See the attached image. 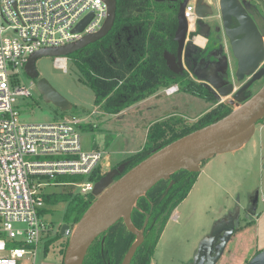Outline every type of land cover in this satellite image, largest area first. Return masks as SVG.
Wrapping results in <instances>:
<instances>
[{
	"label": "rangeland",
	"instance_id": "obj_1",
	"mask_svg": "<svg viewBox=\"0 0 264 264\" xmlns=\"http://www.w3.org/2000/svg\"><path fill=\"white\" fill-rule=\"evenodd\" d=\"M259 1L264 3L263 0ZM191 3L196 6L194 0ZM7 36H14V33L10 32ZM222 37L214 52L222 60L216 58L214 62L207 55L201 73L208 71L209 63L213 61L215 67H210L208 74L214 79H221L222 83L234 82L238 89L240 83L234 80L237 61ZM196 57L201 59L204 56ZM67 59L66 71L56 68L55 58L51 57L39 59L36 68L39 78L47 81L70 104V109L61 111L46 100L36 83L27 77L25 71H21L18 83L28 89L30 97L17 99L15 108L18 118L21 123L32 125L50 124L73 117L81 120L79 133L82 150L88 152L94 145L105 150L101 163L104 173L145 146L153 123L168 117L183 118L190 123L214 107L213 102L183 90L178 84L181 90L172 96H167L164 88L119 114H110L102 106L96 105L94 92L83 83L78 66L71 56ZM226 69L229 70L224 73ZM197 77L200 80L201 77ZM198 78L195 82L200 84ZM204 79L208 83L209 79ZM263 85L264 77L236 101L245 103ZM233 99L234 96H230L224 101ZM109 159L110 166L107 165ZM62 181L81 183L87 181V176H69ZM73 189L76 194L81 192V188L76 186ZM45 190L59 194L64 192L61 187H46ZM256 196L257 209L250 214L252 199ZM66 209L65 202L49 207L51 212L44 217L45 221L62 224ZM230 217L236 218L235 234L217 264H248L257 252L264 250V119L258 123L251 141L242 149L218 155L201 164L198 179L190 194L172 213L151 264H194L201 242L209 238L219 222L228 221ZM65 237L46 254L40 247L35 264H62L66 249L64 244L70 239Z\"/></svg>",
	"mask_w": 264,
	"mask_h": 264
},
{
	"label": "built area",
	"instance_id": "obj_2",
	"mask_svg": "<svg viewBox=\"0 0 264 264\" xmlns=\"http://www.w3.org/2000/svg\"><path fill=\"white\" fill-rule=\"evenodd\" d=\"M195 9L191 2L185 9L192 30L199 19ZM91 13L83 32H75ZM107 15L104 0H0V264H35L48 237L47 214L41 211L46 195L53 192H46V187L76 186L81 195H87L93 193L95 171L101 167L103 172L105 151L82 150L81 120L23 124L15 103L19 97H30L17 78L32 55L97 33ZM10 32L14 36H7ZM54 63L67 70V58H55ZM179 91L178 85L164 89L167 96ZM83 175L86 182L62 181ZM73 231L72 227L66 237Z\"/></svg>",
	"mask_w": 264,
	"mask_h": 264
},
{
	"label": "trees",
	"instance_id": "obj_3",
	"mask_svg": "<svg viewBox=\"0 0 264 264\" xmlns=\"http://www.w3.org/2000/svg\"><path fill=\"white\" fill-rule=\"evenodd\" d=\"M179 8V0H118L112 31L102 40L70 55L79 68L83 83L94 92L96 105L102 106L107 113L119 114L160 90L178 84L183 90L215 105L190 123L183 118L171 117L153 123L143 149L122 162H128L125 173L154 152L234 110L230 101L217 100L209 86L196 83L188 72L176 75L169 70L164 54L169 51L171 35L178 27ZM103 175L99 167L91 180L97 183ZM198 176L199 173L180 171L139 199L132 212V222L144 232L145 241L131 264H151L172 213L190 194ZM63 191L46 195V207L41 214H49V207L65 202L67 209L63 222L74 227L96 197L92 193L76 194L73 187L63 188ZM135 239L121 220L92 244L84 264H122ZM52 242L43 246L45 254ZM68 243L69 240L64 246Z\"/></svg>",
	"mask_w": 264,
	"mask_h": 264
},
{
	"label": "water",
	"instance_id": "obj_4",
	"mask_svg": "<svg viewBox=\"0 0 264 264\" xmlns=\"http://www.w3.org/2000/svg\"><path fill=\"white\" fill-rule=\"evenodd\" d=\"M163 1V0H162ZM190 0H183L177 16L178 27L176 40L179 45L178 58L169 53L164 59L170 71L176 75L184 72L182 55L188 33V22L185 18V9ZM107 6V19L100 31L85 35L81 40L57 48H47L32 55L25 66V73L36 82L37 89L46 100L52 102L61 111L70 109V104L44 79H39L36 68L37 61L44 57H68L91 44L105 38L113 29L117 16L118 0H104ZM15 5V3H14ZM207 7L198 4L196 12L199 17V26L203 27V18ZM221 11L224 19V28L230 39L231 50L237 61L236 81L242 82L246 76L251 80L239 90L234 83L222 87L221 79H209L214 97L220 102L229 100L234 110L224 118L196 130L154 152L144 161L125 173L128 162H124L110 170L95 184L93 195L95 201L76 224L73 234L66 247L62 264H84L85 258L92 244L119 221H123L126 229L135 236V242L126 253L122 264H131L140 246L145 241L143 231L138 230L132 222V212L141 197L151 191L162 181H169L172 175L180 171L199 173L201 164L218 155L236 152L251 141L259 122L264 119V85L251 99L243 104L238 100L249 88L264 77V29L257 20L253 21L239 6L237 0H222ZM93 17L91 13L75 29L82 33ZM235 19L238 29L232 31L231 23ZM241 36L236 40L235 36ZM178 59V60H177ZM119 177L116 181L115 178ZM173 181L170 186L173 185ZM258 205V196L251 203L255 213ZM235 220L219 222L209 238L200 244L194 264H217L223 257L226 248L235 234ZM149 218L146 220V224ZM68 225H63L62 235H66ZM248 264H264V250L258 252Z\"/></svg>",
	"mask_w": 264,
	"mask_h": 264
},
{
	"label": "flooded vegetation",
	"instance_id": "obj_5",
	"mask_svg": "<svg viewBox=\"0 0 264 264\" xmlns=\"http://www.w3.org/2000/svg\"><path fill=\"white\" fill-rule=\"evenodd\" d=\"M194 1L196 3V9H197L198 4L202 2L203 3L202 5H205L207 7V10H206V14H205V16H204V18L202 20L203 23H204L203 27L199 26V19L197 21V25H196L195 29H193V30L190 29V27L188 25V33H187V36H186L185 47H184V51H183V55H182V61H183V67H184L183 74H185V72H188L190 74L189 77H191L194 81H196V79L198 78L197 76H199L201 78L206 77L208 79H212L213 76L209 75L208 73H209V71H211L210 67H215L214 64H213V61L216 58L221 59L220 57H218L214 53L216 51V49H215L216 44L217 43L220 44V42L218 40H220L221 36H223L226 39L225 42L228 43L229 51L231 52L232 57L234 59V54H233V52L231 50V44H230L231 42H230V39L227 37V31L224 28V19H223V14H222V11H221V1L222 0H194ZM182 2H183V0H179L180 4ZM189 2H191V0ZM237 2L239 4V6L243 9V12L249 18H251L253 21L257 20L258 24H260L259 26H262V28L264 29V3H261L259 0H256L255 3L253 1H251V0H237ZM196 9H195V12H196ZM196 14H197V12H196ZM238 27L239 26H238L237 21L235 19H233V21L231 23V26H230V29L232 31H234V30L238 29ZM176 31H177V29L175 30L173 35H171L172 43L170 44L169 51L166 52V53L174 55L176 58H178L179 45H178V42L176 40ZM209 34L211 35V37H208ZM223 37H222V39H223ZM198 38H202V39H206L207 40V43H206V45L204 47H201L200 45H198L196 43V40ZM241 38H242V35L241 36H237V35L235 36L236 40L240 41ZM199 55H200V57H203V56L204 57L201 58V59L197 58L196 56H199ZM207 55H209L213 61H212V63H209V66H208V69H207L208 71H205L204 73H201V69H202L203 64L206 61L205 58H206ZM166 64H167V62H166ZM223 65H224V61H223ZM263 67L264 66H261V69ZM228 70L229 69H226L224 73H227ZM183 74H181V75H183ZM235 76H236V73L234 75V80L236 81V77ZM198 80H199V78H198ZM250 80H251V77L250 76H246V79L244 81L239 82L240 86H239V88L237 90H239L241 87H243ZM229 81H232V80L229 79ZM260 81H258V82H260ZM33 82L36 83L35 81H33ZM258 82H256V83H258ZM199 83L200 84H204L201 81ZM230 83H234V82L222 83V87H224L225 85H228ZM120 164L116 165L115 167H112L111 170L116 168ZM118 178L119 177L115 178L114 181H116ZM253 200H254V198L252 199V201ZM249 213L250 214L253 213L252 212V208H250V212ZM63 225H68V227H69L66 230V233H67V231H69L72 228L70 223H64L63 221H62V224H56V223H53V222H51L49 224L48 237L44 241V245L48 241H53L49 245V250H50L51 247L53 248L60 240H62L66 236V235L63 236L62 232H61Z\"/></svg>",
	"mask_w": 264,
	"mask_h": 264
},
{
	"label": "crops",
	"instance_id": "obj_6",
	"mask_svg": "<svg viewBox=\"0 0 264 264\" xmlns=\"http://www.w3.org/2000/svg\"><path fill=\"white\" fill-rule=\"evenodd\" d=\"M201 4H203L202 2H201ZM196 43L198 44V45H200L201 47H204L205 45H206V43H207V40L206 39H202V38H198L197 40H196ZM216 75V74H215ZM199 81H201L202 83H204L205 85H207V81H206V79H204V78H202V79H200ZM214 107H215V105H214ZM213 107V108H214ZM212 108V109H213ZM197 120V119H196ZM144 147V146H143ZM95 149H101V147H99L98 145H94L91 149H90V151H92V150H95ZM143 148H141L140 150H139V152L142 150ZM105 151V150H104ZM106 153V152H105ZM123 161H121V163H122ZM120 164V163H119ZM107 165L108 166H110L111 165V161H110V159H109V161L107 162ZM118 165V164H117ZM110 170H111V168H110Z\"/></svg>",
	"mask_w": 264,
	"mask_h": 264
},
{
	"label": "bare ground",
	"instance_id": "obj_7",
	"mask_svg": "<svg viewBox=\"0 0 264 264\" xmlns=\"http://www.w3.org/2000/svg\"><path fill=\"white\" fill-rule=\"evenodd\" d=\"M106 21V20H105ZM65 58H67V57H65Z\"/></svg>",
	"mask_w": 264,
	"mask_h": 264
}]
</instances>
